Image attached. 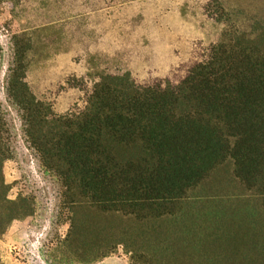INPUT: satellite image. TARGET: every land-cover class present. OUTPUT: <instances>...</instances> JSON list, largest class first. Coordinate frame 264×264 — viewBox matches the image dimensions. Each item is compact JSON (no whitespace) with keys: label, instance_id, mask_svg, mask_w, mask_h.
Masks as SVG:
<instances>
[{"label":"trees","instance_id":"16d2710c","mask_svg":"<svg viewBox=\"0 0 264 264\" xmlns=\"http://www.w3.org/2000/svg\"><path fill=\"white\" fill-rule=\"evenodd\" d=\"M205 11L224 26L221 37L195 46L162 78L105 74L90 86L66 79L57 91L82 95L63 113L36 100L21 80L7 90L71 206L130 225L101 248L121 245L135 262L264 264V14L241 31L221 0ZM3 130L0 117L1 234L29 212L24 201L5 199ZM219 177L222 184L209 186ZM253 202L261 213L246 233L238 223L226 227L227 209ZM180 252L187 262L173 260Z\"/></svg>","mask_w":264,"mask_h":264},{"label":"rangeland","instance_id":"374dc122","mask_svg":"<svg viewBox=\"0 0 264 264\" xmlns=\"http://www.w3.org/2000/svg\"><path fill=\"white\" fill-rule=\"evenodd\" d=\"M210 1L0 0V117L10 153L2 167L5 199L29 207L28 216L11 221L0 233V264H143L121 245L111 252L101 248L116 242L130 225L71 206L63 180L30 145L22 113L7 90L9 83L21 80L36 100L63 113L82 95L77 90L59 93L66 79L90 86L105 74L128 73L139 81L162 78L186 62L195 46L221 37L224 26L205 11ZM221 3L241 31L252 17L264 14V0ZM222 182L219 177L209 186ZM260 208V203H235L221 215L223 223L227 228L241 224L240 232L246 233ZM173 260L189 258L180 252Z\"/></svg>","mask_w":264,"mask_h":264}]
</instances>
